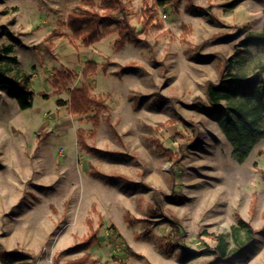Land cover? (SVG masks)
Returning <instances> with one entry per match:
<instances>
[{"label":"rangeland","instance_id":"1","mask_svg":"<svg viewBox=\"0 0 264 264\" xmlns=\"http://www.w3.org/2000/svg\"><path fill=\"white\" fill-rule=\"evenodd\" d=\"M155 1L123 0L137 29L145 3L155 14L116 49V31L89 46L69 37L67 16L82 0H0V65L31 76L32 99L22 110L12 98L20 86L0 87V264H219L184 254L214 247L205 232L233 247L239 218L256 233L230 261L264 264V138L237 163L217 124L224 101L206 98L227 70L264 68V44L240 43L263 31L264 0H191L197 12ZM87 61L98 68L85 77ZM70 70L78 77L59 74ZM85 82L106 109L79 115L57 104ZM130 94L142 95L137 105Z\"/></svg>","mask_w":264,"mask_h":264},{"label":"trees","instance_id":"2","mask_svg":"<svg viewBox=\"0 0 264 264\" xmlns=\"http://www.w3.org/2000/svg\"><path fill=\"white\" fill-rule=\"evenodd\" d=\"M185 2L187 10L192 12L204 10V8L193 4L191 0H185ZM179 3L180 0H156L154 4L161 8L170 6L171 10L176 11V6ZM127 13L128 9L123 0H82L80 5L76 6L67 16V26L70 31L69 37L73 40H80L83 46H89L102 39L108 33L116 31L118 37L114 41L113 46L116 49L121 48L125 41L137 40L140 33H146L153 26L151 18L155 14V9L145 3L142 9L145 17H143L139 29L129 23L126 18ZM112 25L115 26L112 27ZM53 33L64 35L57 31ZM240 43L244 46L264 44V29L258 33H247ZM11 52V45L2 48V54L7 55ZM8 59L11 61L16 60L15 57ZM127 67H133V64H128ZM96 68L97 65L94 61H87L82 74L85 77L88 74L93 75ZM10 72L11 68L9 66L0 65V87L12 84L19 85L20 92L15 96L18 107L22 110L31 107V92L26 88L31 76L24 72L16 76ZM263 73V67H259L249 74L242 72L231 73L227 70L225 74L219 77L216 83H211L206 88V98L211 106L218 107L224 101V105L220 106L217 124L225 139L231 145V154L237 163H242L246 160L254 145L264 138ZM59 74L62 77H67V74H72L74 78L78 77L77 72L74 70L66 73L61 71ZM141 97L142 95L140 94L129 95L134 105L138 104ZM57 104L66 106L69 113L79 115L87 114L91 109L103 110L107 107L103 101L91 94L89 82L73 88L70 91L69 99L66 101L59 100ZM93 119L96 121V116ZM80 135L78 143L89 150ZM96 152L104 155H124L119 151L97 150ZM156 152L164 155L176 165L178 158L170 149L158 145ZM100 177L107 180H127V178L115 173H100ZM175 226L178 231L179 226ZM230 232L234 241L233 247H230L226 234H208L205 232L204 234L211 237L215 242L214 247H206L201 252L186 250L184 261H191L198 255H214L219 264H233L230 261L231 257L248 247L254 240L256 230L253 229L249 222L239 218L238 223L231 226ZM5 253L7 254L8 252L0 250V257L5 255ZM81 262L82 259H79L69 261L68 264L84 263ZM90 262L92 263V261Z\"/></svg>","mask_w":264,"mask_h":264},{"label":"crops","instance_id":"3","mask_svg":"<svg viewBox=\"0 0 264 264\" xmlns=\"http://www.w3.org/2000/svg\"><path fill=\"white\" fill-rule=\"evenodd\" d=\"M97 68H98V66H97ZM97 68H96V71H97ZM96 73V72H95ZM95 76V75H94ZM19 92V89H17L16 91H14L13 93V100L15 99V97L14 96H16L17 95V93Z\"/></svg>","mask_w":264,"mask_h":264}]
</instances>
